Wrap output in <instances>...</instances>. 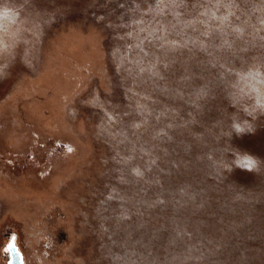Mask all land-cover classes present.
<instances>
[{
  "label": "rangeland",
  "instance_id": "374dc122",
  "mask_svg": "<svg viewBox=\"0 0 264 264\" xmlns=\"http://www.w3.org/2000/svg\"><path fill=\"white\" fill-rule=\"evenodd\" d=\"M0 13V264H264V0Z\"/></svg>",
  "mask_w": 264,
  "mask_h": 264
},
{
  "label": "water",
  "instance_id": "95a60500",
  "mask_svg": "<svg viewBox=\"0 0 264 264\" xmlns=\"http://www.w3.org/2000/svg\"><path fill=\"white\" fill-rule=\"evenodd\" d=\"M14 245V246H10ZM9 251V261L8 264H23V258L20 251L17 249L16 245L14 244L13 240H11L7 246Z\"/></svg>",
  "mask_w": 264,
  "mask_h": 264
},
{
  "label": "snow or ice",
  "instance_id": "6c2138e0",
  "mask_svg": "<svg viewBox=\"0 0 264 264\" xmlns=\"http://www.w3.org/2000/svg\"><path fill=\"white\" fill-rule=\"evenodd\" d=\"M217 3H219V0H217ZM0 14H2V13H0ZM254 162H252V161H249V164L251 165V164H253ZM10 246H14V245H10Z\"/></svg>",
  "mask_w": 264,
  "mask_h": 264
}]
</instances>
